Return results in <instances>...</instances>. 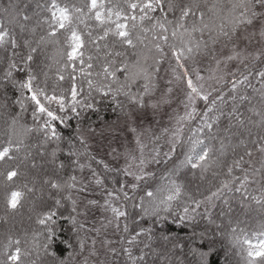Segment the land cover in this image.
I'll list each match as a JSON object with an SVG mask.
<instances>
[{
	"label": "snow or ice",
	"instance_id": "1",
	"mask_svg": "<svg viewBox=\"0 0 264 264\" xmlns=\"http://www.w3.org/2000/svg\"><path fill=\"white\" fill-rule=\"evenodd\" d=\"M37 7L48 15L40 18L38 14H35L37 18L31 26L28 25V22L32 21L33 17L28 15L24 9H20L9 18L8 25L14 26L0 24V50L8 53L4 57L8 66L4 69L0 80L10 83L17 90L19 97L16 102L21 105L22 110L24 101L31 102L34 107L32 116L35 122L34 127L24 128L23 134H21L16 127L18 116L13 117L11 124L3 132H0V191L4 193L6 210L14 211L18 208L24 193L20 190L21 186L17 185V180L21 176L27 178L33 170L45 177L42 180V186H48L58 191H63L65 188L69 190L76 188L77 177L75 175L70 176L68 181L61 183L58 179L52 178L57 171L56 168H53L51 170L52 176H48V169L37 164V153H34L33 149H44V146L49 142L61 141L63 137L57 131L54 122L59 121L64 124L69 119L67 116L69 109L76 116L79 115V109H93L94 104L90 102L93 90L102 97L111 94L113 98L119 92L128 96L131 103L138 104L141 108L144 107V97L151 95L156 87L154 83L155 73L159 71V65L169 56L170 52V58L175 60V67H172L173 80L186 85V102L184 103L186 111L183 116L177 117L179 127L172 133L169 140L172 144V151L165 153V157L170 160L176 145L182 143L183 121H191L199 116L200 123L197 128L191 131L183 158L164 172L160 177L161 183L157 184L154 189L145 191L144 195L140 197L139 203L133 204V208L140 210L139 218L130 214L124 204L117 206L113 201L129 200V194L125 191L126 187L135 193L139 189L140 181L154 176V173L146 171V168L150 163H160L158 159L160 152L156 150L150 159L145 158L143 145H140L137 171L131 170V164L126 165L123 169L124 175L132 177L135 182L130 185L121 183L118 189L108 190L107 198L101 207L112 214V218L107 221L108 225H111L114 220L115 227L119 230L121 220L124 221L123 232L127 235L126 237L121 236V252L118 253L115 248H111L110 251L113 255L122 253L127 258L125 264H149L150 255L155 257L151 264H157V261L159 264H188L186 259H182L175 252V249L180 248L181 245L174 243L169 236H161L159 239L171 243L172 248L158 251L154 246L157 238L153 228L142 226V222L145 217L154 218L153 222L155 223L166 219V216L162 214L173 216L177 214L173 209V203L185 195L184 185L178 183L176 179L182 169L190 168L193 171L200 170L203 173L212 167H216L221 170L226 168V172L222 173L225 179L221 180L219 187L215 191H209L202 200L195 199L191 194H188V201L194 207L190 208L188 204H185L180 214L181 220L188 218L190 213H195L196 209L205 201L211 203L214 199H219L225 190L232 191L233 185L237 182L238 186L235 187V191L240 192L241 188H245L249 182V174L253 177L260 174L264 180V161H262L260 169L252 168L250 160L247 161L249 168L242 167L245 163L244 156L252 157L253 155V148L249 147L245 140L241 139L238 144L232 145L231 135H227L219 139V148H215L210 143L218 137L219 122L221 117L225 115L224 107L229 100L232 103V108L231 111L227 112L229 128L224 129L225 133L230 132L232 118H235L240 126L244 125L243 114L239 112V105L247 101L250 105L248 111L260 117L258 126L262 130V134L258 139H253L251 144L255 151L264 156V67L253 71L245 62L251 60L253 65L256 62L264 64V48L255 53H246L245 50H238L233 45L231 55L224 60L225 67H227L228 61L236 60L243 64L244 71L237 68L230 73L215 75L222 63L221 60H216L217 69L213 70L214 74L210 79H215L217 84L223 86L230 85L227 94L223 87L212 88L211 91L207 90L203 83L206 78L196 68H192L190 71L186 62L194 61L197 55L207 54L209 44L215 45L222 40L225 43H230L239 28L253 26L257 22L260 25L259 35L264 40V0H228L227 4L217 0L210 6L206 2L201 4L200 0H84L83 4L65 3L63 6L58 0H48L45 4H38ZM16 8V4L9 5V9ZM26 8L27 5H25ZM205 8L207 13L212 14L207 19ZM157 12L159 15H155ZM170 13L173 16L172 19H169ZM177 13H179L178 16ZM21 19L23 23L20 22ZM15 26L19 27L21 34L26 32L27 36H18ZM38 30L40 31L38 32ZM205 32L208 33L207 40L203 39ZM195 33H200L201 38L196 39ZM49 46L56 49L60 57L57 63L62 64L57 72V79L64 81L67 75L71 83L70 90H62L59 94L55 89H53L52 94H49L47 90L48 73L37 70L39 68L37 58ZM165 47L169 50L168 52H165ZM19 49L26 51L22 54ZM145 49H147V53ZM129 50L135 57V60L131 62L128 60ZM149 54H151L153 61L152 71L141 65L142 60L146 62L150 58ZM17 58L21 65L19 70L25 74L24 78L19 80L13 75L14 70L18 69ZM117 58H123L119 61V67L116 66ZM34 64L37 65V69L33 68ZM97 65L99 71L95 70ZM118 72L123 74V82L119 81ZM193 72H195V81L192 78ZM41 74L45 78L43 82L39 79ZM78 76L87 81L89 89L87 96H84L83 89L78 87ZM226 76H231V80L226 81ZM253 76L258 80L259 88L254 87L251 83L250 77ZM136 79H143L145 83L142 92L133 94L130 91V86ZM173 80H169L168 84L171 85ZM113 84H118L119 87L114 89ZM246 89H252L254 93L258 94L260 98L259 109L252 105V98L244 91ZM172 90L169 87L167 93H171ZM242 92L244 94H241ZM213 93H217L214 98ZM197 100H202L205 103L202 115L197 112L195 107ZM161 102L167 103L169 101L163 99ZM52 105H56V108H53ZM150 106L157 107V102L150 103ZM77 131L79 132V129ZM164 131L167 132L168 129H164ZM33 132L37 134V137L42 136L43 139L37 144L30 145L28 134ZM226 140L227 143H225ZM80 142L82 145L85 143L82 137ZM137 144H140L139 139H137ZM229 147L232 148L233 153L237 147H243L244 154L228 163L224 158L227 156ZM59 150V143H57L56 148L50 153L51 160L47 161L48 163L56 164ZM38 155L43 158L49 154L41 150ZM68 155L77 157V160L72 161V163L78 164L80 169L85 167L84 164H79L81 154L72 149L71 142H69ZM97 163H103V161H97ZM57 167L63 169L65 165L61 162ZM104 168L110 170L107 164H104ZM234 169H239L244 174L243 178L233 175ZM91 172L95 184L102 185L103 181L95 169H91ZM257 182L259 183V181ZM32 183L34 185L32 188H28L26 183L22 187L27 188L29 192L36 191L35 178H33ZM85 187L78 190L82 192ZM261 193L260 197L253 196L251 199L264 209V186L261 187ZM67 199H72L71 194L67 196ZM88 203L95 205L97 201L90 200ZM224 203L228 204L227 199ZM72 204V211L75 212L76 201L72 200ZM60 205L61 200L56 199V207L43 212L41 216H38L37 222L45 225L51 221L54 224L53 218L57 215V209ZM70 221L73 224V231L78 232L79 229L84 228L83 224L79 225V229L75 227V216L70 217ZM137 228L138 230H136ZM92 231H95L97 235L100 234L99 228L92 229ZM232 231L235 232L236 229L233 228ZM145 237L146 239H143ZM56 238L55 230L49 227L43 249L47 255L54 258L55 264H69L76 255L82 254L85 250V239L77 236L79 253L75 251L72 243L64 241L73 251L68 252L66 257L60 259L55 251H49L50 246L55 244ZM96 242V239L93 238V247L89 255L97 254ZM125 242L127 247L123 246ZM110 243L111 241H104L105 245ZM244 243L248 245L247 249L244 250L246 253L244 256L245 264H264V240H261L258 245H253L247 239L244 240ZM140 245L142 247H139ZM35 247L38 246H29L26 236L21 238L6 234L4 239L0 240V264H36L35 260L30 259ZM134 247H139L138 254H133ZM146 249L148 251H145ZM192 254L199 257L200 264H207L208 253L192 249ZM84 264H87V258H85ZM100 264H106V262L101 261Z\"/></svg>",
	"mask_w": 264,
	"mask_h": 264
},
{
	"label": "trees",
	"instance_id": "2",
	"mask_svg": "<svg viewBox=\"0 0 264 264\" xmlns=\"http://www.w3.org/2000/svg\"><path fill=\"white\" fill-rule=\"evenodd\" d=\"M47 2L48 0H0V24L14 26L8 25L9 18L14 16L20 9H24L28 15L33 17L32 21L28 22V25L31 26L37 18V15L35 14H38L40 18L48 15V13L37 7L38 4H45ZM58 2L63 6L65 3L83 4L84 0H58ZM205 2L210 6L211 4L216 3L217 0H200L201 4H204ZM219 2L227 4L228 0H219ZM10 4H16L17 8L9 9ZM25 5H27L26 9ZM6 9L9 10L5 11ZM205 12L207 13L206 8ZM155 15H159V13L157 12ZM176 15L178 16L179 13ZM211 15V13H207L206 19ZM172 18L173 16L170 13L169 19ZM20 22L23 23L22 19ZM216 22L219 23V21ZM250 27L252 26L239 28L230 43H225L222 40L215 45L209 44L207 54L197 55L195 56L194 61L186 62L189 70L198 67L200 72L204 73L210 62L214 59L216 49L219 46H227L233 43L242 29ZM15 31L18 36H27L26 32L23 34L20 33L18 26H15ZM39 31L40 30H38V32ZM194 36L196 39L201 38L200 33H195ZM207 38L208 33L205 32L203 39L207 40ZM19 51L24 54L26 50L19 49ZM168 51L167 47H165V52ZM145 52L147 53V49H145ZM7 55L8 53L0 50V76L3 75L4 69L8 66L7 60L4 59ZM149 56L150 58L146 62L143 60L141 61V65L147 67L149 71H152L153 61L151 59V54H149ZM121 59L123 58H117V67H119V61ZM37 60L39 68L37 69L36 64L33 65V68L48 73L47 90L49 94H52L53 89L56 90L57 94L62 90H70L71 83L66 74V79L64 81H59L57 79V72L62 64L57 63V61L60 60V57L53 46H49L44 52L39 54ZM128 60L130 62L135 60L131 50L128 51ZM164 62L175 64V60L170 58V52L169 56L159 65V71L155 73L154 83L156 84V87L151 95H146L144 97V106L146 101L155 97L162 87V84L159 81V75ZM16 63L18 64V69L14 70L13 75L19 80L24 78L25 74L19 70V66L21 65L18 58L16 59ZM249 67L253 71H257L261 67H264V64L256 62L254 65L251 63ZM95 70L99 71L98 65ZM240 71H244V68ZM117 77L120 82L124 81L123 74L118 72ZM39 79L43 82L45 78L41 74ZM229 80H231V78ZM250 80L254 87H260L258 80L254 76L250 77ZM77 82L78 87L83 89V95L87 96L89 91L87 81L78 76ZM144 83L145 81L143 79H136L135 82L131 83L130 91L133 94L142 92ZM163 85L165 86V84ZM112 87L115 89L119 87V85L113 84ZM222 87L227 94L230 85H220L217 89ZM244 91H246L247 95L252 98V105L259 109L260 98L258 94L254 93L252 89H246ZM216 94L217 93H213V98ZM241 94H244V92ZM18 97L19 93L10 83L0 80V132H3L7 126L11 124L12 118L17 116L18 124L16 127L21 134H23L24 128L35 126L32 116L34 110L33 105L30 101H24V108L22 110L21 105L16 102ZM90 102H93L94 104L93 109H79L78 116L73 115L69 109L67 112L69 119H67L64 124H61L59 121L54 122L57 131L63 137L61 141L49 142L44 146V149H33L34 153H37V164L43 165V168L48 169V176H52L51 170L53 168H56L57 171L52 178L58 179L61 183L68 181L70 176L75 175L77 177L76 188L71 190L65 188L63 191H58L51 189L48 186H42V180L45 177L39 175L37 171L33 170L28 174L27 178L21 176L20 179L17 180V185L21 186L20 190L24 195L21 199L20 205L14 211L6 210L4 193L3 191H0V240H3L6 234H12L21 238L26 236L29 246H38L33 248L32 256L30 257L31 260L36 261V264H55L54 258L47 255L43 249V245L46 242L47 229L49 227L53 228L57 234L55 244L50 246L49 251H55L58 258L63 259L68 255V252L73 251V249L69 248L64 241L72 243L75 251L79 253L77 236L85 239V250L82 254L76 255L74 260L70 261L69 264H81L87 256V253L90 250L91 241L94 238V235H96V232L92 231V229H96L98 219L94 216V211L88 208V201L100 200V197H98L94 190L96 184L94 178H92L91 169H95L96 173L102 179L103 184L99 185V189L106 194L108 190H116L121 183L125 184L126 182V176L121 169L109 166L105 163V161L101 159V153H98L97 149L93 152L86 143L83 145L81 144L79 133L84 132L86 134H94L97 131L101 132L107 126L113 125L119 119L125 118L131 110L142 109L144 107L141 108L138 104L131 103L128 96L119 92H117L115 98H113V95L111 94L102 97L99 93L93 90ZM52 107L56 108V105H52ZM249 107L250 105L247 101L244 102V104L239 105V112L243 114L242 119L244 120V125L240 126L235 118H232L230 132L225 133L224 129L229 128L227 112L231 111L232 108V103L229 100L228 104L224 107L225 115L221 117L219 122L218 137L210 143L215 148H219V139L227 135H231L232 145L238 144L241 139L245 140L249 144V147L253 148V155L252 157L244 156L245 163L242 167L245 169L249 168L247 161L250 160L252 168L260 169L262 161H264V156L258 151H255L254 146L251 144L253 139H258L262 134V130L258 126L260 117L249 112ZM196 109L197 112L202 115L205 109L204 101L197 100ZM199 123V116L188 122L181 137L182 143L177 144L172 158L170 160L166 159L167 163H165L166 160L161 161L153 172L154 176L148 177L142 181L139 184V189L135 193L132 191L128 192L125 188L130 199L127 201L121 199L117 202L119 204H124L126 210L130 214H134L139 218L140 210L133 208V204L139 203L140 197L144 195L145 191L154 189L157 184L161 183L160 177L164 172L168 168H171L179 159L183 158V153L187 149L186 142L191 135V131L192 129L197 128ZM77 129H79V132ZM28 136V143L30 145L37 144L43 139L42 136L37 137L35 132L29 133ZM69 142H71L72 149L81 154L79 156V164L85 165L83 169H80L78 164L72 163V161L77 160V157H70L68 155ZM57 143H59L60 150L57 152L56 164L54 165L47 161L51 160L50 153L56 148ZM225 143H227V140ZM41 150L46 151L49 155L41 158L38 155ZM243 154V147H237L235 153H233L232 148L229 147L227 150V156L224 159H226L228 163H231L233 159H238L239 156ZM97 161H103V163H97ZM61 162L65 165L63 169L57 167ZM104 164H107L110 170H105ZM223 172H226V168L221 170L212 167L207 172L203 173L200 170L193 171L190 168L181 170L180 175L176 179L178 183L184 185L185 195H183L180 200L173 203V209L177 214L175 216L162 214L166 216V219L155 223L153 222L154 218L145 217L142 222V226L153 228L157 238L154 242V246L158 251H163L165 248H172L171 243L159 239L161 236H169L174 243L181 245L180 248L175 249V252L180 255L182 259H186L188 264H200L199 257L192 254V249L208 253L207 264H245L244 256L246 253L244 250L247 249L248 245L244 243V240L247 239L253 245H258L261 240H264V235H261V233H264V209L261 208L260 204H257L251 199L253 196L260 197L262 195L261 187L264 186V180H262L260 174H257L255 177L249 174V182L246 184L245 188H241L240 192L235 191V187L238 186L237 182L233 185L232 191L225 190L219 199H214L211 203L205 201L198 209H196L195 213H190L188 218L183 220L180 219V214L182 213L185 204H188L190 208L194 207V205H191L188 201V194H191L195 199L202 200L203 196L207 195L209 191H215V189L219 187L221 180L225 179V176L222 174ZM214 173H217V175H214ZM233 175L243 178L244 174L239 169H234ZM33 178L36 179V191L29 192L27 188L22 186L26 183L28 188H32L34 186L32 183ZM257 181H259V183ZM81 187H85V190L82 192L78 190ZM69 194H71V200L67 199ZM132 197H134V199H131ZM56 199L61 200V205L57 209V215L53 218L55 223L53 224L49 221L45 225L39 224L37 222L38 216H41L43 212L48 211L50 208H55ZM225 199L228 201L227 205L224 203ZM72 200L76 201L75 212L72 211ZM72 216L76 217L75 227L77 229H79L80 224L84 225V228L79 229L78 232L73 231V224L70 221V217ZM123 223L124 221L122 219L120 229L117 230L113 245V248L117 249L118 253L121 252L122 247L121 236L126 237L127 235L123 232ZM233 228L236 229L235 232L232 231ZM136 230H138V228ZM143 239H146V237ZM123 246L127 247L128 245L125 242ZM139 247H142V245ZM139 247L133 248V254L139 253ZM145 251L148 250L146 249ZM126 259L127 258L122 253L119 255H113L112 252H110L105 262L106 264H125ZM152 259H155V257L150 255L149 264H151ZM157 264H159V261H157Z\"/></svg>",
	"mask_w": 264,
	"mask_h": 264
},
{
	"label": "rangeland",
	"instance_id": "3",
	"mask_svg": "<svg viewBox=\"0 0 264 264\" xmlns=\"http://www.w3.org/2000/svg\"><path fill=\"white\" fill-rule=\"evenodd\" d=\"M259 30L260 25L258 22L250 28L242 29L233 43L227 46H219L216 49L215 57L204 73L200 72L198 67L196 68L199 70L200 74L206 78L203 83L207 90L211 91L212 88H218L220 86V84L216 83L215 79H210L214 74L213 70L217 69L216 60H221L222 63L220 69L216 70L215 75H222L225 72L230 73L235 71L237 68L240 70L244 68L243 64H240L239 61L236 60L228 61L227 67H225L224 60L227 56L231 55L233 45H235L238 50H245L246 53H255L264 48V40L260 37ZM245 62L249 65L252 63L251 60ZM172 67H175V64L169 62L163 63L159 75V81L162 87L155 97L146 101L144 108L131 110L125 118L119 119L116 123L107 126L101 132L97 131L94 134L79 133L80 138L82 137L84 139L85 143L93 152L97 149L98 153H101V159L109 166L117 167L123 171L126 165L131 164V170L137 171L140 158V145L144 146L145 158L150 159L155 151L159 150L160 156L158 159L160 162L168 159L164 154L172 151V144L169 140L172 137V133L179 127L177 124V117L183 116L186 111L184 106L186 102V85L173 80ZM192 78L195 81V72L192 73ZM230 78L231 76L225 77L226 81ZM169 80H173L171 85L168 84ZM163 84H165V86ZM169 87L173 89L171 93H167ZM163 99L169 102H161ZM152 102H157V107H151L150 103ZM195 107L197 108V102ZM188 122L189 121L182 122L183 130L181 137ZM133 129H135V131H133ZM164 129H168V131L165 132ZM137 139H139L140 144H137ZM133 157H135V160H133ZM157 166L158 164L155 162L150 163L147 165L146 171L153 173ZM142 181H140L139 184ZM134 182L132 177L126 176L125 185H130ZM99 188L100 187L96 185L94 190L98 197H100V200L97 198L99 200L97 204L88 205V208L94 211V216L98 218L96 228L100 229V234L94 235V239L97 241L95 245L97 254L94 256L89 255L93 247L91 241L90 250L85 257L87 258V264H100L101 261H106L111 252L110 249L113 248L117 233L114 220L111 225L107 224V221L112 218V214L110 211H105L104 208L101 207L104 204V200L107 198V194L102 192ZM126 189L128 192L131 191L128 187H126ZM113 203L119 206L117 201H113ZM105 240L111 241V243L105 245ZM84 261L85 259L81 264H84Z\"/></svg>",
	"mask_w": 264,
	"mask_h": 264
}]
</instances>
